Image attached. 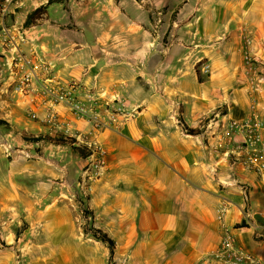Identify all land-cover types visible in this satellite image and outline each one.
<instances>
[{
    "label": "crops",
    "instance_id": "crops-1",
    "mask_svg": "<svg viewBox=\"0 0 264 264\" xmlns=\"http://www.w3.org/2000/svg\"><path fill=\"white\" fill-rule=\"evenodd\" d=\"M35 2L28 0L7 23L23 25L44 6L38 24L24 29L20 49L32 57L34 45L43 55L34 60H51L61 85L83 87L78 100L95 119L59 105L53 129L68 133L74 146L104 151V180L125 189L121 212L105 184L92 198L104 229L113 228L111 237L130 248L129 259L253 264L251 256L264 262V170L244 169L233 151L242 136L229 128L256 113L264 144V0ZM15 77L0 53V119L10 116L12 128L28 109L12 91ZM223 205L228 209L220 218ZM226 229L236 253L229 262L209 260ZM42 259L50 264L57 254ZM0 264H15V252L0 250Z\"/></svg>",
    "mask_w": 264,
    "mask_h": 264
},
{
    "label": "rangeland",
    "instance_id": "rangeland-1",
    "mask_svg": "<svg viewBox=\"0 0 264 264\" xmlns=\"http://www.w3.org/2000/svg\"><path fill=\"white\" fill-rule=\"evenodd\" d=\"M19 24L22 33L32 26ZM28 52L43 56L34 45ZM24 118L15 128L10 116L8 121L0 119V250L14 251L15 264H44L43 256L52 253L57 259L50 264H135L129 259L130 248L111 237L116 243L112 254L93 231L100 228L110 236L113 231L104 229L99 204L92 198L96 186L106 185L105 193L118 212L125 189L119 182L104 180L106 165L97 164L93 151L81 155L68 133L53 129L60 118L49 124L41 114L32 117L28 109Z\"/></svg>",
    "mask_w": 264,
    "mask_h": 264
},
{
    "label": "built area",
    "instance_id": "built-area-1",
    "mask_svg": "<svg viewBox=\"0 0 264 264\" xmlns=\"http://www.w3.org/2000/svg\"><path fill=\"white\" fill-rule=\"evenodd\" d=\"M27 1L0 0V53L5 60V65L16 75L12 82V91L27 100L28 112L32 117H38L42 109L43 120L49 124L55 125L59 122L60 113L57 109L59 105L67 106L90 120L95 119L87 104L78 100V92L83 89L81 84L74 82L68 88L64 87L55 75L52 62L43 58L34 60V56L28 57L22 53L20 46L25 41V37L18 25L7 23V18L20 9H27ZM32 1L36 3V0ZM209 67V64L205 63L203 70L208 72ZM103 125L109 127L112 124L106 122ZM229 128L232 134L238 133L242 136V140L235 144L233 151L244 169L255 172L263 171L262 119L254 113L243 121L232 120ZM89 147L93 155L98 156L97 164L103 165L104 151L101 147L95 144H90ZM227 209V205L219 208L220 218L224 216ZM234 253L236 252L233 236L226 229L219 248L210 255L209 260L229 262ZM246 259L254 262L253 264H264V262H255L251 256H246ZM240 261H242L241 258L237 260V262Z\"/></svg>",
    "mask_w": 264,
    "mask_h": 264
},
{
    "label": "trees",
    "instance_id": "trees-1",
    "mask_svg": "<svg viewBox=\"0 0 264 264\" xmlns=\"http://www.w3.org/2000/svg\"><path fill=\"white\" fill-rule=\"evenodd\" d=\"M43 11H44V6H40L39 8L34 10L31 14H29L28 19L25 22V26H27V27L31 26V25L35 24L36 21L42 19L44 16V13H45ZM188 131L191 134L197 133L196 130H188ZM74 141L75 140H73V142ZM75 149H77V151L80 152V154L85 156V157L92 154V150L85 151L84 148H82L80 146H75ZM93 231L95 233V237L99 238L100 240H102L103 242L108 244L110 251L113 254L114 250L116 249V243H115L114 239L111 238V236L107 232H104L100 228H94Z\"/></svg>",
    "mask_w": 264,
    "mask_h": 264
}]
</instances>
